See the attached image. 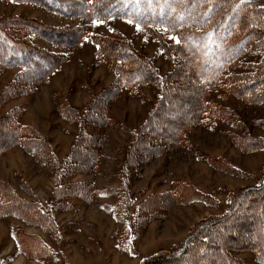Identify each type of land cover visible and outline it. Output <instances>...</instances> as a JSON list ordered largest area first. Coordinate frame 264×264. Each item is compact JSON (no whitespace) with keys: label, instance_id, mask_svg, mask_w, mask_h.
Segmentation results:
<instances>
[{"label":"rangeland","instance_id":"rangeland-1","mask_svg":"<svg viewBox=\"0 0 264 264\" xmlns=\"http://www.w3.org/2000/svg\"><path fill=\"white\" fill-rule=\"evenodd\" d=\"M120 1L0 0V36L39 54L0 42V148L34 140L0 153V264H264V0H207L219 32L187 46Z\"/></svg>","mask_w":264,"mask_h":264},{"label":"trees","instance_id":"trees-1","mask_svg":"<svg viewBox=\"0 0 264 264\" xmlns=\"http://www.w3.org/2000/svg\"><path fill=\"white\" fill-rule=\"evenodd\" d=\"M34 1H43L49 7L50 6L53 7L54 4L62 5V2H56L57 0H34ZM172 1L173 0H169V3H172V6L175 8V11H172L171 9L165 7V8H163V12L165 13L164 15H161V7L157 4L156 0H153L151 6H149L148 0H140L139 5H137L136 0H121L120 1V4H121L120 7L118 4L111 5V6H109V12H106V14L109 15V17L120 16V17L128 18L130 20H134L140 26H146V27H151V28L167 27L169 29L172 28L173 31H177V28H178L179 32L183 31V33L185 35L189 36V38L184 39L186 46H187V43L192 44V42L194 43L197 39H199L201 36H203L202 33H200L199 35L192 33V31L196 29V25L200 26L201 30L213 29L214 31L211 32L213 34V36H216L218 34L219 29L217 32H215V31H216L219 23L216 21L210 22L208 19L209 17L205 18V15L208 14V11H205L204 13H202V10H204L205 7H207V9H208V7H210L209 5L207 6V4H209V3H207V0H203L200 5H199L200 2L199 3H193V0H175L173 2ZM162 3H163V0H160V4H162ZM82 5L92 7V5L90 3H82ZM216 6H218V5H216ZM216 6H215V10H217ZM96 7L97 6L94 5L93 8L91 10H89V13L92 15V17L94 16L97 18L98 15L100 14V11L96 10ZM81 9H82V7H81ZM209 9L212 10V8H209ZM84 13H85V11H84ZM180 13H183V15L185 17V19L183 21L178 20V15ZM158 15L160 16L159 18H158ZM207 21H209V22L207 23ZM3 35L7 36L5 33H3ZM3 35L0 36V42L3 43V45L1 46L2 51H4V49H6V51L11 53L10 58L16 59V61H13L14 62L13 64L23 66L25 69L26 68L29 69V71H35L36 64L38 63L37 58L39 57V54L37 53V51H28V50L22 49L21 46L17 47L15 45L11 44V41L8 39L9 38L8 36H7L8 38H6ZM203 39L198 40L197 43H199V45L195 46V44H194V47H192V48L194 50H196L200 55H202L201 61H202V59L204 60L206 58H210V60L212 61V54L214 52L215 39H213L214 42L212 45L208 44V42H207L208 47L210 48L207 51L200 48V44L202 43V41H207V40H205V39L203 40ZM186 46H184L185 49L187 48ZM4 53H5V51H4ZM117 56H118V53H117ZM10 62H12V61H10ZM47 62L50 63L51 61L50 62H49V60L43 61L44 65L46 67H49V64ZM52 63H50V64H52ZM6 66H7V64H6ZM45 72L46 71H44L43 73L45 74ZM38 75H41V73H38ZM137 76L139 77V79H137L138 77H135V78L131 77L133 79L132 81L134 83H136L137 81H140L141 79L146 80L148 75L144 71V72H142V76H141V74H137ZM89 126H90V124L86 126V129ZM15 136H16V139H12L10 142H5L4 144L1 145L0 153L4 152L5 149L8 147H10V148L13 147L17 143L25 146V145H29V144L34 142L33 139H31V140L27 139V137H25V136L21 137L20 134H19V136H17V135H15ZM90 136H91V133H90ZM17 141H19V142H17ZM3 148H5V149L2 150ZM35 151H37V150H35ZM73 162L77 164V160H75ZM76 164L72 166V169L77 168ZM82 165H83V167H86L87 162H85V164L82 163ZM257 217L259 218V222H258L259 224H257V228H258L257 229L258 230L257 231V234H258L257 240H259V241L257 244L258 245H260V243L262 244L263 249L260 251V253L263 252L262 254L264 256V240L262 239V237H264V215L258 214ZM48 218L49 217H47L46 219H48ZM233 218H234V215H233ZM44 221H46V220H44ZM50 226H52V223ZM223 228L224 227L222 226L220 231ZM202 240H203V242H209L206 237H202ZM33 250H36V249L34 248ZM185 250H186V247H183L178 252L182 253ZM39 253H40V255H42L40 251H39ZM31 254L39 257V255H37V254H33V253H31ZM227 258H228V261H232L229 256H227ZM220 259L221 258H219V260ZM168 260H170V259H168ZM177 260H180V258H177ZM216 260L213 262H216ZM223 260L226 261V255H224ZM202 261H203V258H199L198 261L193 260L192 264H201ZM163 263L165 264L166 262L165 261L154 262V263H150V264H163Z\"/></svg>","mask_w":264,"mask_h":264},{"label":"snow or ice","instance_id":"snow-or-ice-1","mask_svg":"<svg viewBox=\"0 0 264 264\" xmlns=\"http://www.w3.org/2000/svg\"><path fill=\"white\" fill-rule=\"evenodd\" d=\"M152 2H153V0H148V4H149V6H151ZM156 2H157V4L161 7V15H164V14H165V13L163 12V8H165V7L171 9L172 11H175V8L172 6L171 3H169V0H163V3H162V4H160V0H156ZM136 3H137V5H139L140 0H136ZM184 19H185V17H184V15H183V13H180V14L178 15V20L183 21ZM97 23H103V21H97ZM128 23L132 24V23H134V21L129 20ZM135 26H136V28H137L138 30H141L139 24H136ZM164 30H165L166 32L169 31V29H164ZM212 35H213L212 33H209V34H208V39H209L210 41L212 40ZM171 39L174 40L177 44H181V43H182L181 38H179V37L176 36V35H173V36L171 37ZM213 42H214V41H213Z\"/></svg>","mask_w":264,"mask_h":264}]
</instances>
